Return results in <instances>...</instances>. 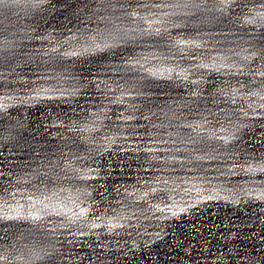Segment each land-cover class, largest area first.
Wrapping results in <instances>:
<instances>
[{
	"label": "snow or ice",
	"instance_id": "6c2138e0",
	"mask_svg": "<svg viewBox=\"0 0 264 264\" xmlns=\"http://www.w3.org/2000/svg\"><path fill=\"white\" fill-rule=\"evenodd\" d=\"M232 2H234V0H221V3L223 4H230ZM145 6L148 7L149 5H145ZM105 47H107V44L105 45Z\"/></svg>",
	"mask_w": 264,
	"mask_h": 264
}]
</instances>
